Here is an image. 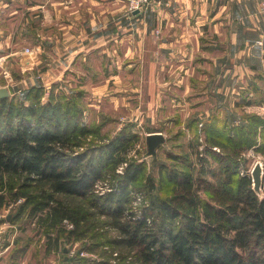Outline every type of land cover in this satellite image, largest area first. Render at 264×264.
I'll list each match as a JSON object with an SVG mask.
<instances>
[{
	"label": "trees",
	"instance_id": "16d2710c",
	"mask_svg": "<svg viewBox=\"0 0 264 264\" xmlns=\"http://www.w3.org/2000/svg\"><path fill=\"white\" fill-rule=\"evenodd\" d=\"M59 88L60 84L52 85L45 103L43 85L31 86L18 100L0 98V212L24 199L11 213L14 223L23 221L27 211L34 215L45 209L49 212L39 217L40 224L57 227L64 219L73 221L75 228L60 226L57 236L50 237L47 251L59 249L65 236L68 241L90 239L91 252L103 244L119 248L118 264H264V198L255 191L252 177L238 170L244 150L254 147L264 152L263 115L245 113L238 123L237 116L223 122L211 116L204 124L203 148L190 145L196 162L163 174L161 183L169 182L172 188L158 199L157 217L144 205L140 214L132 212L125 218L136 199L134 190L144 185L141 162H128L124 155L139 134H128L124 128L102 141L95 155L96 148L87 147L88 138L91 133L104 136L98 128L80 124L79 96ZM195 120L190 122L193 137L201 143ZM123 163L126 166L119 172ZM111 174L118 178L116 183L97 193L98 181ZM146 179L151 189L145 193L153 200L156 182ZM39 185L37 193L34 188ZM59 194L85 205L66 202ZM93 209L100 217L92 223L101 222L96 221L101 216L113 217L118 236L91 233ZM30 242L18 243L19 251ZM77 256L61 262L77 264Z\"/></svg>",
	"mask_w": 264,
	"mask_h": 264
},
{
	"label": "crops",
	"instance_id": "0c3cea01",
	"mask_svg": "<svg viewBox=\"0 0 264 264\" xmlns=\"http://www.w3.org/2000/svg\"><path fill=\"white\" fill-rule=\"evenodd\" d=\"M27 46L32 52H25ZM200 51L213 64L211 116L224 110L239 122L238 112L245 110L238 107L264 108V0H152L132 14L121 0H0V88H8L9 97H21L40 84H75L98 101L116 102L108 84L119 88L122 79H148L143 106L133 103V96L120 103L138 116L125 124L153 126L163 115L154 117L152 110H165L156 80H167L173 70L175 78L181 77L187 73L180 70L182 64L194 62ZM14 224V230L21 228ZM12 234L4 244L0 236V264H33L39 251L48 258L56 251H38L33 241L19 251L20 237Z\"/></svg>",
	"mask_w": 264,
	"mask_h": 264
},
{
	"label": "rangeland",
	"instance_id": "374dc122",
	"mask_svg": "<svg viewBox=\"0 0 264 264\" xmlns=\"http://www.w3.org/2000/svg\"><path fill=\"white\" fill-rule=\"evenodd\" d=\"M127 11L131 14L136 12H131L128 7ZM155 34L157 37H159L161 34L160 30H156ZM217 51L218 50H215V53ZM209 55L213 56L215 54L209 52ZM170 68L171 66H169V69L167 70L168 73ZM212 68L213 64L208 63V61L206 60V56H204L203 52L200 51L196 55L194 62L192 61L189 63L182 64L180 70L187 73H184L181 77L175 78V70H173V75H169L167 77V80H165L164 78L157 79L156 81L159 84V87H157V91H160L159 93L161 95L162 101L161 104L165 105V110H152L151 114L154 117H156L158 113L163 115L162 120H160L159 123H156L157 125L153 126H145L146 123H142L141 125H139V127H133L132 125L131 128L126 127V125H128L125 124L127 121H130L131 123V120L137 119L138 116L134 115V110H126V105L120 103V100H127L129 97L133 96L135 98L133 103H138L140 104L139 106H143L147 102V97L145 94L147 93V89H149V82L152 80L122 79L118 81L120 84L119 88H114L111 86V84H108L107 88L111 89V92H116L115 96H113L116 98V102L113 101L112 98L108 100L104 99L98 101L97 99H94V95H86V89L83 86H78L75 84H73V86H66V88L60 86L59 89H64L68 93H75L77 96H79L77 104H79L80 102V106L82 105L81 107L79 106V111L82 112L80 124L82 126L87 125L92 128H98L99 134L104 136V138H101L99 135L96 137L94 133H91V137H89L90 139L88 138L90 142L88 143V145L86 143V145L87 147L96 148L92 149L95 155L98 154L97 146L102 144V141H108L109 138L111 139L124 128H126L128 134H133L137 130L138 132H140L137 133L139 134V138L135 141V144L129 147L128 151L125 152L124 155L128 159V162L131 159H137L139 162H141L143 166V173L145 174V176L142 178V182H144V185H142L143 188H136L134 190L136 199L134 202H132L130 207H127L128 209L126 210L125 218H130V216L127 214H130L132 212H137L138 214H140L144 208V205H146V207L150 208L152 211L154 210L153 215L157 217V213L159 210L158 199H160L162 196L170 194L172 188V184H170L169 182H165L163 184L161 183L163 174H168L171 168L182 169L186 168L187 164L196 162V156L192 153V147H190V145L193 144L195 146V149L197 148L200 150L204 146L203 142H205V137L207 134V131L204 129V124L211 118L209 108L214 101L208 93H211L212 87L209 86L208 82V78H210V72ZM189 83L190 85L188 86ZM134 86L139 87V89H135ZM43 87L46 92H44L41 101L45 103L50 98L48 94L51 88H48L46 85H43ZM80 91L83 92L82 94H85L82 95ZM248 96L253 98L255 97V95H252L251 92L248 93ZM217 97L218 96L215 95V100L217 99ZM259 97L260 96H256L257 101H259ZM16 99L18 100L20 99V97H16ZM89 100L97 101V106H95V104L90 105L89 103H87V101ZM27 103H30V101L28 100ZM238 108H244L243 110H245L244 112L237 111L241 115L249 112H255L264 116V108H261L260 106H257L256 110H247L244 106H240ZM207 110L209 111V114H207ZM231 111L233 112L234 110ZM214 112L219 114V122L231 121V117L233 116V114L228 115L229 113L224 110L216 109L214 110ZM141 114H145L142 109L141 112H139L140 116ZM208 116L209 119H207ZM193 119H196V124H198V132H200L199 140L201 141V143L196 142V140H194L196 139V137H193L194 130L193 128H191L190 125V122ZM179 121L181 122V124H179ZM235 123H238L237 119L235 120ZM156 132L163 133L165 136V140L156 147L155 153H150L148 135ZM214 149H216L217 151H221V147L217 145L214 146ZM241 157V165L238 168L241 175L247 174L248 176H251L253 180V168L255 164L260 161L263 166L262 176L264 182V152L261 149H256L254 147L248 148L243 151ZM124 166H126V163L120 165L118 171L123 172ZM149 177L155 179L157 186L154 191V201L145 193L146 191H149L151 189L148 187L146 179ZM105 179L106 180L104 181H98L99 185L96 189L97 193H103V191H105L106 189H110V186L114 185L118 178L111 174L106 176ZM44 185L47 187L46 184ZM40 186L41 185L36 186L34 188V191L39 193ZM256 192L259 194L260 197L264 198L263 183L262 189ZM58 196L60 199H63L66 202H70L74 205H85L84 201L78 202L73 197H68L63 194H59ZM23 200L24 199L17 200L13 203L11 207L5 208L3 211L0 212V223L3 224L0 225V230L2 229L0 231V236L2 238L1 244L7 242L10 236L13 237L12 233H15V236L20 237V243L22 246L29 241H33L32 246L38 248L39 251V248L46 249L50 247V241L52 240L50 237L54 238L57 236V232L59 230L58 228H60V226H62L66 230L75 228L74 222L69 219H64L62 223L57 225V227H51L44 224H40L39 217L47 216V212H49L48 209H45L44 211H41L34 215H29V211H27L25 215H28V217L25 216L23 218V221L19 222L21 223V228H18L17 231L14 230L15 227L11 226V224H15L13 223V221L9 220L7 216L9 214L12 216L13 213L17 212L19 208L18 206L23 202ZM93 211L96 213L95 217L94 215H92L90 220L91 233L95 231H100L101 233H103L104 236L119 235V232L117 231L115 226L116 224L113 223V221H116L113 217L101 216V218H97L96 220L101 222L93 224V220L98 216L100 217V215L98 214L99 211L97 209H93ZM157 221L159 220L157 219ZM90 245V239H78L76 241H68L65 236H62L60 238V248L57 250L55 249L56 251L55 253H53V255L48 258V256L46 257V254H44V250L41 252L39 251L38 256L34 254V259L31 258L33 260L32 263L62 264L61 261L63 259L66 258L65 261H67L71 256L75 258L76 255H78L76 258L77 260H79L77 264H79L80 262H84V264H118L117 260L118 262L121 261V258L118 259L116 257V254L120 252L119 248H113L109 244H103L98 247L96 251L91 252L88 251V247ZM64 248H67V250L65 251ZM112 251L115 252L114 254L110 255Z\"/></svg>",
	"mask_w": 264,
	"mask_h": 264
},
{
	"label": "water",
	"instance_id": "95a60500",
	"mask_svg": "<svg viewBox=\"0 0 264 264\" xmlns=\"http://www.w3.org/2000/svg\"><path fill=\"white\" fill-rule=\"evenodd\" d=\"M9 90L6 87L0 88V98L8 97ZM165 140V136L161 132L151 133L148 135V143L150 153H155L156 147ZM263 166L260 161H258L253 168V180H254V189L260 191L262 189L263 183ZM67 250V248H65Z\"/></svg>",
	"mask_w": 264,
	"mask_h": 264
},
{
	"label": "built area",
	"instance_id": "2783aa9c",
	"mask_svg": "<svg viewBox=\"0 0 264 264\" xmlns=\"http://www.w3.org/2000/svg\"><path fill=\"white\" fill-rule=\"evenodd\" d=\"M123 1L127 7L129 8V10L131 12L134 11H141L145 8H147V6L152 2V0H121ZM25 52H32L33 48L30 46L25 47ZM99 185V184H98ZM103 190V189H102Z\"/></svg>",
	"mask_w": 264,
	"mask_h": 264
}]
</instances>
